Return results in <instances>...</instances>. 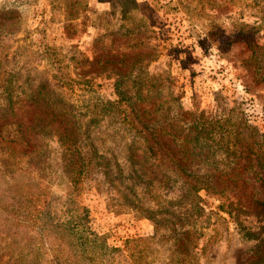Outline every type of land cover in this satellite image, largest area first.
<instances>
[{
  "label": "rangeland",
  "instance_id": "1",
  "mask_svg": "<svg viewBox=\"0 0 264 264\" xmlns=\"http://www.w3.org/2000/svg\"><path fill=\"white\" fill-rule=\"evenodd\" d=\"M4 1L0 0V6ZM71 1L27 0L20 19L4 20L8 28L0 40V102L9 81L15 82L11 83L16 94L53 90L67 100V107L88 129L105 166L112 169L110 177L117 170L124 175L116 182L115 195L92 188L84 193L82 202L89 209L91 229L118 250L117 263L130 264L125 241L152 236L156 228L151 219L140 217L138 207L128 206L125 196L135 205L154 209L164 202L145 178L133 183L128 177L127 144L134 136L114 121L104 104L120 95L128 99L142 95L153 97L161 110L171 114L183 110L219 115L236 108L240 117L264 133V0H210L203 8L198 0H84L78 19L69 17ZM8 8L13 10V6ZM114 31L142 33L141 39L152 45V60L138 62L141 73L136 75H99L91 81L93 70L86 63L95 53H102L104 59L119 58L111 56ZM48 44L71 64L76 83L57 81L68 75L69 68L60 73L51 69L44 50ZM42 79L47 80L46 88ZM20 85L22 89H18ZM3 136L17 138L15 127H5ZM56 146L54 140L45 144L52 159L58 154ZM143 165L147 172V164ZM12 171H33L30 157L18 155L0 142V175L3 172L4 180L9 179L16 174ZM245 179L264 201L259 176L247 173ZM55 187L63 188L60 184ZM199 196L205 211L201 217L185 213L181 223L161 222L152 264H177V259H170L168 237L182 227L194 234L197 243L193 264H250L255 258L254 242L242 239L235 219L218 209L217 199L205 190ZM183 206V211L191 209Z\"/></svg>",
  "mask_w": 264,
  "mask_h": 264
},
{
  "label": "trees",
  "instance_id": "2",
  "mask_svg": "<svg viewBox=\"0 0 264 264\" xmlns=\"http://www.w3.org/2000/svg\"><path fill=\"white\" fill-rule=\"evenodd\" d=\"M198 1L203 8L210 0ZM26 4L27 0H5L1 4L0 40L7 33L4 20L20 19ZM84 5V0H72L69 17L78 19ZM142 35L114 31L111 56L119 58L104 59L102 53H95L86 63L93 70L91 81L99 75L141 73L138 62L152 60L153 53L151 43L141 39ZM44 50L54 72L69 68L68 75L57 81L76 83L71 64L60 59L56 47L48 44ZM42 81L46 88L47 80ZM11 82L5 86L0 102V142L18 155H28L33 171H12L16 174L9 179L5 176V180L1 172L0 264H118V250L91 229L89 209L82 197L92 188L110 197L115 195L116 182L124 175L117 170L119 173L110 177L112 169L109 164L105 166L88 129L60 93L16 94ZM104 106L114 121L134 136L127 144L126 158L131 167L128 177L133 183L145 178L164 202L160 209H154L135 205L124 195L128 206L138 207L140 217L151 219L156 228L152 236L125 241L124 252L130 264H152L161 222L181 223L185 213L196 218L204 214L201 190L217 199L218 209L235 219L242 239L254 242L255 258L250 264H264V201L245 179L247 173H255L264 183V133L240 117L236 108L219 115L183 110L171 114L161 110L153 97L142 95L134 99L120 95ZM7 126L15 127L17 138L3 136ZM48 140L57 145L58 154L53 159L51 151L45 149ZM143 164H147V172ZM59 184L63 188L55 189ZM183 203L191 209L183 211ZM168 238L172 242L170 259H177V264H193L197 247L194 234L182 227Z\"/></svg>",
  "mask_w": 264,
  "mask_h": 264
}]
</instances>
